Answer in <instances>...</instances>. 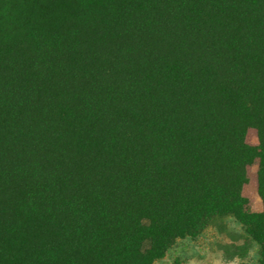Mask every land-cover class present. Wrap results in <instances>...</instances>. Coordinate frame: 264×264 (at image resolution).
<instances>
[{
  "label": "trees",
  "instance_id": "16d2710c",
  "mask_svg": "<svg viewBox=\"0 0 264 264\" xmlns=\"http://www.w3.org/2000/svg\"><path fill=\"white\" fill-rule=\"evenodd\" d=\"M12 3L0 11V264H132L143 239L247 222L229 195L236 158L253 152L247 116L263 203L247 224L264 264V0Z\"/></svg>",
  "mask_w": 264,
  "mask_h": 264
},
{
  "label": "rangeland",
  "instance_id": "374dc122",
  "mask_svg": "<svg viewBox=\"0 0 264 264\" xmlns=\"http://www.w3.org/2000/svg\"><path fill=\"white\" fill-rule=\"evenodd\" d=\"M11 4L12 0H2L0 11L11 12ZM45 4L40 2L37 10L48 8L49 4ZM240 143L253 152L236 158L229 195L245 201L247 218L244 216L243 219L247 222L227 214L210 218L196 233L173 237L165 246H160L159 242L150 246L143 239L132 264H262L260 246L248 231L251 225L252 229L258 228L263 217L257 185L259 138L256 122L251 116L246 118Z\"/></svg>",
  "mask_w": 264,
  "mask_h": 264
}]
</instances>
